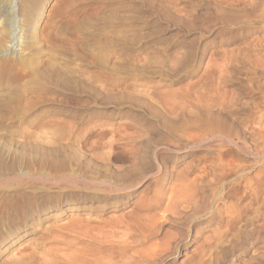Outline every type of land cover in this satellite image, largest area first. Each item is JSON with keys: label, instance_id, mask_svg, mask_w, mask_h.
<instances>
[{"label": "rangeland", "instance_id": "obj_1", "mask_svg": "<svg viewBox=\"0 0 264 264\" xmlns=\"http://www.w3.org/2000/svg\"><path fill=\"white\" fill-rule=\"evenodd\" d=\"M0 264H264V0H0Z\"/></svg>", "mask_w": 264, "mask_h": 264}]
</instances>
